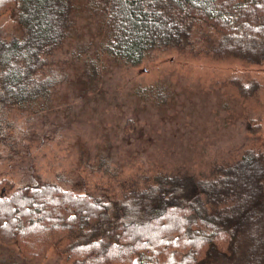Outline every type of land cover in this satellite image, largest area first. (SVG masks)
<instances>
[{
  "label": "rangeland",
  "instance_id": "1",
  "mask_svg": "<svg viewBox=\"0 0 264 264\" xmlns=\"http://www.w3.org/2000/svg\"><path fill=\"white\" fill-rule=\"evenodd\" d=\"M0 13V33L22 39L12 15ZM77 27V39L42 71V100L12 109L0 99V197L56 184L98 197L119 220L118 202L135 185L175 173L188 201L197 178L215 176L247 151H264V37L234 43L196 24L189 46L158 49L125 67L104 54L96 60L104 40L96 25L79 18ZM90 62L94 81L86 77ZM54 231L32 264H70L72 240L64 236L58 246ZM148 231L141 232L155 241ZM18 252L0 236V263L12 255L14 264L28 263Z\"/></svg>",
  "mask_w": 264,
  "mask_h": 264
},
{
  "label": "trees",
  "instance_id": "2",
  "mask_svg": "<svg viewBox=\"0 0 264 264\" xmlns=\"http://www.w3.org/2000/svg\"><path fill=\"white\" fill-rule=\"evenodd\" d=\"M0 12H9L24 36L0 33V99L12 109L46 96L42 71L76 38L79 18L104 35L96 60L104 54L125 67L158 49L189 46L196 24L234 43L264 37V0H0ZM93 63L86 64L92 81ZM194 188L187 201L178 174L156 176L129 188L113 220L96 196L56 184L26 187L0 197V236L29 261L18 264L41 257L54 230L56 241L72 240L70 264H264V151H247L215 176L197 178Z\"/></svg>",
  "mask_w": 264,
  "mask_h": 264
}]
</instances>
